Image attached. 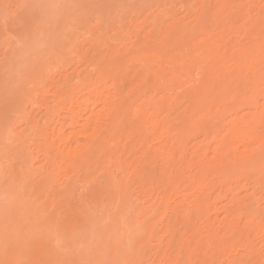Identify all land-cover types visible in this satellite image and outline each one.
<instances>
[{"label":"bare ground","instance_id":"bare-ground-1","mask_svg":"<svg viewBox=\"0 0 264 264\" xmlns=\"http://www.w3.org/2000/svg\"><path fill=\"white\" fill-rule=\"evenodd\" d=\"M205 3L252 4L249 0H203L202 4ZM237 10L240 11L229 7L223 12L238 23L210 31L191 46L180 42L191 29L189 24L181 25L175 13L162 28L153 25L146 33L142 23H136L135 40L129 42L130 46L125 43L124 49L114 51L111 62L97 61L92 70L95 74L91 75L92 71L86 67L72 77L65 76L55 86L53 100L67 105L63 107L71 126L67 135L61 131L64 124L57 133L55 125L50 129L51 135L43 133L39 123L45 117L37 119L33 111L40 109V101H30V112L24 117L25 129L29 128L30 139L42 141L41 144L34 141L31 152L44 154L43 163L36 166L40 173L35 174H43L46 184H55L59 178L63 187H81L87 206L110 201L107 195L113 197L114 192L119 206L134 216V222L126 226L124 238L129 241L133 233L136 242L125 248L123 264H176L180 260L194 264H241L242 261L264 264V255L257 248L258 244L264 246V225L259 214L244 219L239 210L245 196L258 192L264 182L259 166L239 175L228 174L210 163L201 166L205 158L211 161L212 156L222 158L228 153L245 159L251 149L244 146L232 128H226L217 139L215 134L208 135L207 124L198 126L190 120L181 123L186 119L185 114L191 116L190 106L203 102L214 89L228 85L234 91L252 92L243 105L249 111L236 117L228 110L231 120L247 115L259 123L257 110L264 108V87H261L264 24L260 8H255L251 15L246 9L245 17L240 20L230 14ZM152 18L155 19L151 12L146 20L150 22ZM246 23L252 29L258 25L263 29L248 34L246 28L241 31ZM153 32L158 39H151ZM126 59L130 65L138 66L132 80L124 67ZM108 78L111 83H107ZM149 79V87H143ZM39 96L43 99L45 95ZM129 98L137 103L125 119L121 106L130 103ZM46 111L52 117L45 119L47 127L59 113L55 115L47 108ZM218 113L221 117L226 114L219 104L212 116ZM30 120L36 125L29 124ZM228 123L225 120L221 127ZM217 146H222L223 152H218ZM36 159L33 157L31 161L37 162ZM254 199L259 209V197ZM174 200L179 201L175 204ZM171 202L174 203L171 218L166 223L160 222L159 227L152 218L163 203ZM37 203L25 211L34 220L38 219L45 201ZM155 238L157 248L152 249L150 242ZM45 246V241L33 246L32 250L37 252L33 259H40Z\"/></svg>","mask_w":264,"mask_h":264},{"label":"rangeland","instance_id":"rangeland-1","mask_svg":"<svg viewBox=\"0 0 264 264\" xmlns=\"http://www.w3.org/2000/svg\"><path fill=\"white\" fill-rule=\"evenodd\" d=\"M202 1L0 0V264H123L125 248L136 242L133 233L129 241L124 238L134 216L119 206L114 192L113 197L107 195L110 201L87 206L81 187H63L59 178L55 184H46L43 174H35L44 154L31 152L34 141H42L30 139L28 127L34 122L30 120L32 125L25 129L24 117L30 112V101H40V109L33 111L37 119L45 117L39 123L43 133L51 135L54 125L57 133L64 124L61 131L67 135L71 131L63 109L67 105L52 98L55 86L65 76L72 77L86 67L92 71L100 60L111 62L114 51L135 40L136 23H142L145 33L151 29L146 17L151 12L153 17L158 15L157 5H176L173 13L181 25H186L193 11L189 6L201 5ZM249 1L255 6L258 2L255 8H260L261 0ZM230 14L240 20L246 9ZM249 25L248 34L263 29L262 25L253 29ZM124 67L132 80L138 66L127 61ZM107 81L112 82L111 78ZM40 93L45 95L43 99ZM46 108L55 115L59 113L47 127L45 119L52 117ZM33 157L37 162L31 161ZM33 201L37 205L45 201L37 220L25 214L26 208L35 204ZM173 202L163 203L152 218L159 227L160 222L170 220ZM42 241L44 252L40 259H33L37 252L32 248ZM150 245L157 248L156 238ZM261 245L257 248L262 253Z\"/></svg>","mask_w":264,"mask_h":264},{"label":"snow or ice","instance_id":"snow-or-ice-1","mask_svg":"<svg viewBox=\"0 0 264 264\" xmlns=\"http://www.w3.org/2000/svg\"><path fill=\"white\" fill-rule=\"evenodd\" d=\"M189 7L193 9L190 13L191 18L189 20V28L191 31L185 32L180 42L191 46L201 41L210 31H218L224 25L238 23V21L233 20L231 16H226L223 12L224 9L229 7L233 9L239 8L241 12L248 9L249 15H251L256 6L205 3ZM175 8L176 5L174 4L157 5L156 10L158 15L155 16V19H151L147 27L152 28L153 25H156L162 28L164 24L168 23L173 18L172 13ZM260 9L262 24H264V0H261ZM165 15L167 16V19H165ZM247 27L248 23L244 24L241 31ZM150 37L151 39H158V35L155 32L151 33ZM261 38L264 40V32L261 33ZM241 43H244V41H241ZM224 59L227 61L228 57L225 56ZM175 70L180 71L179 68H176ZM150 84L151 80L149 79L145 81L143 87L147 88ZM261 87H264V76H262L261 79ZM250 95H252L250 89L243 92H240L238 89L234 91L231 85H228L226 87L214 89L213 92L206 95L203 102L198 101L193 106L189 107L188 112L191 113V116L187 117V114H185L186 119L181 121L182 124L187 123L188 120L198 126L207 124L208 135L215 134L217 139L226 128H232L234 132H237L240 139L244 141V146L251 149L245 159H238L231 153H228L221 158L218 156H212V153L209 152L208 155L212 156V160L208 161L207 158H205L201 161V166L210 163L231 175H239L259 166L260 173L262 177H264V108L257 110L259 112L258 124H256L254 120L249 119L247 115L236 121L231 120V115L239 117L241 112L247 113L249 111V109L243 107V105L247 103L245 98ZM129 99L131 101L130 103L125 102V104L121 106L122 114L125 119L131 115V109L136 107L137 103L136 100ZM218 104L226 113L222 117L219 113L216 116H212V111ZM228 110H232L231 115L227 114ZM225 120L229 122L228 125L221 127ZM213 121H215L214 127L212 126ZM217 151L223 152V147L217 146ZM257 196L259 197V209H257L254 199ZM235 207L236 206L233 205L234 209ZM239 210L243 214L244 219L255 218L259 214L261 224L264 225V182L260 184L258 192L253 191L251 195L245 196V199L241 202ZM262 255H264V249H262ZM176 264H194V262L180 260L177 261ZM204 264H207V262H204ZM241 264H252V261H242Z\"/></svg>","mask_w":264,"mask_h":264}]
</instances>
